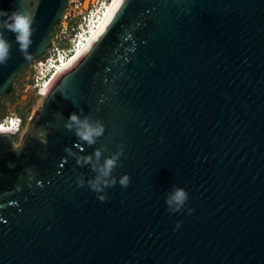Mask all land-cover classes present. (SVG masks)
<instances>
[{
    "label": "water",
    "instance_id": "obj_1",
    "mask_svg": "<svg viewBox=\"0 0 264 264\" xmlns=\"http://www.w3.org/2000/svg\"><path fill=\"white\" fill-rule=\"evenodd\" d=\"M67 5L0 0L34 10L37 29L27 59L4 31L0 96L53 44ZM42 93L19 145L0 128V264H264V0H115ZM81 110L106 127L95 145L65 127ZM120 146L102 202L70 153ZM173 186L189 193L175 213Z\"/></svg>",
    "mask_w": 264,
    "mask_h": 264
},
{
    "label": "clouds",
    "instance_id": "obj_2",
    "mask_svg": "<svg viewBox=\"0 0 264 264\" xmlns=\"http://www.w3.org/2000/svg\"><path fill=\"white\" fill-rule=\"evenodd\" d=\"M36 24L35 11L16 9L11 12L0 11V66H6L12 55V43L5 38L4 31H9L15 35V43L19 46V51L27 59L31 55L29 49L33 45V36L37 31L34 25ZM99 111V109H97ZM65 127L68 131H73L78 138V141L84 142L87 145H95L98 139L105 133L106 127L99 119H93L91 115L83 114V110L79 113L73 112L65 122ZM2 131V129H0ZM68 151V149H66ZM76 157V163L84 167L89 165L93 172L96 173L94 178L87 181L90 190L97 193V198L104 202L108 199L106 190L115 187L117 178L113 176L114 170L122 166L120 158L123 155V146H120V151L103 158V150L97 148L93 154L84 156L77 153H70ZM103 158V162L101 160ZM120 186L127 188L130 185L131 177L128 174L119 178ZM85 180L83 176L78 177V186L83 187ZM189 200V193L182 187L173 186L172 190L166 194L165 203L168 210L172 213L179 212L185 208ZM193 209L188 208L191 213ZM181 223H177V228Z\"/></svg>",
    "mask_w": 264,
    "mask_h": 264
},
{
    "label": "built area",
    "instance_id": "obj_3",
    "mask_svg": "<svg viewBox=\"0 0 264 264\" xmlns=\"http://www.w3.org/2000/svg\"><path fill=\"white\" fill-rule=\"evenodd\" d=\"M112 0H69L64 18L58 22L53 35V44L33 63L34 86L40 94L41 86L50 79L54 71L64 60L71 58L82 41L91 34L99 17L104 15ZM9 118L0 121V125L12 122ZM20 129V121L18 122Z\"/></svg>",
    "mask_w": 264,
    "mask_h": 264
},
{
    "label": "rangeland",
    "instance_id": "obj_4",
    "mask_svg": "<svg viewBox=\"0 0 264 264\" xmlns=\"http://www.w3.org/2000/svg\"><path fill=\"white\" fill-rule=\"evenodd\" d=\"M32 64L21 69L6 95L0 96V121L14 118L13 123L20 121V130L16 132L15 143L21 139L29 127V119L42 103V95L38 94L32 82Z\"/></svg>",
    "mask_w": 264,
    "mask_h": 264
},
{
    "label": "bare ground",
    "instance_id": "obj_5",
    "mask_svg": "<svg viewBox=\"0 0 264 264\" xmlns=\"http://www.w3.org/2000/svg\"><path fill=\"white\" fill-rule=\"evenodd\" d=\"M115 0H112V2L110 3V5H108L104 15H101L99 17V20L98 22L95 24V27L92 29L91 31V34L88 35L85 39V41H82V43L80 44L79 48L77 49V51L71 56V58L67 59V60H64L63 63L54 71V73L52 74V76L50 77V79H48V81H46V83H44V85L41 86V91H40V95H42V97H44V94L42 93L43 89L46 87V85L50 82V80L53 78V76L65 65L67 64L68 62H70L82 49L83 47L85 46V44L87 43V41L89 40V38L94 34V32L99 28V26L102 24V22L104 21V19L106 18L107 14L109 13L110 9L112 8V5L114 3ZM42 101H43V98H42ZM1 127H12V128H15L17 129L16 132H18L20 129H19V124H15L13 123V120L12 122H10L8 125H0V128Z\"/></svg>",
    "mask_w": 264,
    "mask_h": 264
},
{
    "label": "flooded vegetation",
    "instance_id": "obj_6",
    "mask_svg": "<svg viewBox=\"0 0 264 264\" xmlns=\"http://www.w3.org/2000/svg\"><path fill=\"white\" fill-rule=\"evenodd\" d=\"M58 24V23H57ZM57 24L54 26V28H53V35H54V32H56V28H57Z\"/></svg>",
    "mask_w": 264,
    "mask_h": 264
},
{
    "label": "trees",
    "instance_id": "obj_7",
    "mask_svg": "<svg viewBox=\"0 0 264 264\" xmlns=\"http://www.w3.org/2000/svg\"><path fill=\"white\" fill-rule=\"evenodd\" d=\"M32 82L34 83V79L32 78ZM10 90H12V87L10 88Z\"/></svg>",
    "mask_w": 264,
    "mask_h": 264
}]
</instances>
